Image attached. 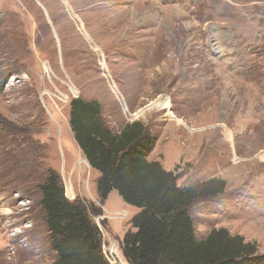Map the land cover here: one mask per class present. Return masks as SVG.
<instances>
[{
	"label": "rangeland",
	"instance_id": "374dc122",
	"mask_svg": "<svg viewBox=\"0 0 264 264\" xmlns=\"http://www.w3.org/2000/svg\"><path fill=\"white\" fill-rule=\"evenodd\" d=\"M78 97L115 132L145 123L148 159L180 186L223 183L191 206L198 239L223 227L264 254V0H0V264L55 260L50 170L102 209L93 219L124 259L139 208L96 191L70 127Z\"/></svg>",
	"mask_w": 264,
	"mask_h": 264
},
{
	"label": "trees",
	"instance_id": "16d2710c",
	"mask_svg": "<svg viewBox=\"0 0 264 264\" xmlns=\"http://www.w3.org/2000/svg\"><path fill=\"white\" fill-rule=\"evenodd\" d=\"M70 127L91 168L100 172L97 192L102 200L117 190L128 204L139 208L123 240L128 264H264L257 246L214 228L198 239L191 215L192 204L213 192L208 183L180 186L173 171L148 159L155 136L140 120L127 123L119 132L104 120L97 100L81 97L70 102ZM222 186V185H221ZM41 207L52 250V264H121L108 259L104 233L93 215L102 209L66 195L61 175L53 170L40 186Z\"/></svg>",
	"mask_w": 264,
	"mask_h": 264
},
{
	"label": "built area",
	"instance_id": "2783aa9c",
	"mask_svg": "<svg viewBox=\"0 0 264 264\" xmlns=\"http://www.w3.org/2000/svg\"><path fill=\"white\" fill-rule=\"evenodd\" d=\"M73 194H74V192L68 188V191H66V195L69 196V198H74V197H72ZM104 249H105V253H106L108 259L110 260V262H112V263H117V262L123 263L124 259H122L121 255H120V251H119L120 243L118 241L111 242L109 247H107L105 244Z\"/></svg>",
	"mask_w": 264,
	"mask_h": 264
},
{
	"label": "crops",
	"instance_id": "0c3cea01",
	"mask_svg": "<svg viewBox=\"0 0 264 264\" xmlns=\"http://www.w3.org/2000/svg\"><path fill=\"white\" fill-rule=\"evenodd\" d=\"M91 168V167H90ZM92 169V168H91ZM97 191V190H96ZM108 199V198H107ZM125 205V207L126 206H128L129 208H133V207H131L130 205H127V204H124ZM105 208H106V204H105ZM106 211H108L107 209H106ZM122 211H125V212H127V217H129V212H128V210L127 209H123ZM117 212H120V211H117ZM134 215V214H133ZM108 215H107V213H106V217H107ZM109 217V216H108ZM123 253V252H122ZM124 256V255H123ZM124 259H125V257H124ZM127 261V260H126Z\"/></svg>",
	"mask_w": 264,
	"mask_h": 264
},
{
	"label": "water",
	"instance_id": "95a60500",
	"mask_svg": "<svg viewBox=\"0 0 264 264\" xmlns=\"http://www.w3.org/2000/svg\"><path fill=\"white\" fill-rule=\"evenodd\" d=\"M86 161H87V159H86ZM88 162V161H87ZM123 262H125V261H123Z\"/></svg>",
	"mask_w": 264,
	"mask_h": 264
}]
</instances>
